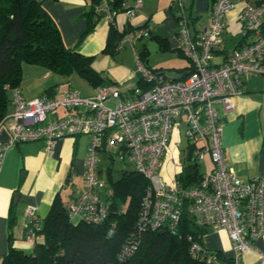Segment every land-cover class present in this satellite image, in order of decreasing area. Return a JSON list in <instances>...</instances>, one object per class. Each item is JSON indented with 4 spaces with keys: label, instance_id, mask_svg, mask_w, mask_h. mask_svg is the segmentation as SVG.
Here are the masks:
<instances>
[{
    "label": "built area",
    "instance_id": "built-area-1",
    "mask_svg": "<svg viewBox=\"0 0 264 264\" xmlns=\"http://www.w3.org/2000/svg\"><path fill=\"white\" fill-rule=\"evenodd\" d=\"M238 1L213 0L210 22L192 32L183 0H170L177 16L178 44L190 61V69L182 78L162 79L135 52L137 70L151 86L132 99L122 100L116 88L102 85L89 95L68 89L56 98L42 93L27 99L15 86L11 90L13 111L6 116L12 119V126L9 138L0 143V159L7 146L18 142L43 139L45 150L50 152L63 136L88 134L84 188L66 206L70 218L99 223L106 218L108 208L99 197L105 182L96 175L97 153L105 131L112 128L110 143L120 146V157L127 155L148 181L137 229L153 230L165 225L174 231L186 209L196 224L224 229L235 252L232 264H244L241 254L252 249V242L264 234V173L242 180L227 165L222 119L216 104L225 112L231 110L233 98L245 91L244 78L264 75V0H242L238 18L251 39L228 51L220 64L213 63L215 50L223 42L225 14ZM141 2L124 1L121 7H115L113 0H96L93 10L96 17L113 22L120 11L132 15ZM130 38V33L123 35L116 48ZM110 100H114L113 105L107 103ZM59 107L65 109L64 114L50 119L49 114ZM181 137L185 143L179 149ZM189 151L198 161L208 154L212 167L193 185H183L179 173L184 166L182 157ZM170 159L175 173L168 180L163 170ZM112 193L111 188L106 189L107 196ZM24 219L28 236L35 238L41 226L35 205L25 207ZM187 239L192 258L204 264H227L219 252L204 247L192 234ZM136 247L133 236L129 237L120 257L132 254Z\"/></svg>",
    "mask_w": 264,
    "mask_h": 264
},
{
    "label": "crops",
    "instance_id": "crops-1",
    "mask_svg": "<svg viewBox=\"0 0 264 264\" xmlns=\"http://www.w3.org/2000/svg\"><path fill=\"white\" fill-rule=\"evenodd\" d=\"M93 1L40 0V3L58 27L63 44L91 57V67L99 72L102 78L100 85L116 88L122 100L132 99L148 89L151 84L145 81L137 70L135 52L147 67L156 69V73L162 72L166 78L185 76L190 69V61L178 44L177 17L170 0H142L132 15L127 16L120 11L113 22L96 17L92 13ZM125 1L129 4L134 2ZM183 3L192 32L208 25L211 0H183ZM242 6L243 1L239 0L235 7L225 14L223 42L215 50L213 57L215 65L220 64L232 48L251 39L250 34L243 32L242 23L238 18ZM236 22L240 23L241 29L233 39L230 38L233 36L232 31L228 35L226 32ZM90 25L91 28H88ZM113 30L115 35L111 33ZM126 33L131 34L130 40L117 49L118 41ZM19 87L23 97L28 99L44 92L56 98L68 89H78L81 94L89 95L94 92L96 86L77 72L62 74L40 64L22 62ZM244 89L243 94L233 98L234 106L231 110L225 112L219 104L216 106L222 119L225 161L240 179L248 180L264 173V75H247L244 78ZM107 103L113 105L114 100ZM12 111L13 105L10 102L4 117L9 116ZM64 112L65 109L59 107L49 114V118L62 116ZM11 126L10 117L3 119L0 124V143L9 138ZM111 133L112 128L105 131L103 143L98 151L108 152L111 159L104 174L97 173V177L105 182L99 197L106 203L110 199L106 189L111 188L113 191L111 180L119 179L125 169H135L127 161L131 167L123 166L119 168L117 175H112L113 153L119 155L120 146L110 143ZM45 143L43 139L22 141L7 146L2 152L0 264L10 246L31 252L34 243L38 241L27 234L24 209L28 204L36 206L37 215L41 220L46 216L55 198L62 203H68L84 188V162L90 136L85 133L63 136L55 142L50 152L45 150ZM178 146L179 149L183 147L181 142ZM173 156L176 160L175 153ZM210 161L209 169L212 167ZM174 173V164L170 159L163 175L170 180ZM78 181L82 185L75 183ZM126 201L121 205L124 206ZM205 228L199 230L197 235L201 244L219 252L224 262L232 264L235 252L227 232L222 228ZM251 245L252 249L241 254V261L244 264H264V234Z\"/></svg>",
    "mask_w": 264,
    "mask_h": 264
},
{
    "label": "trees",
    "instance_id": "trees-1",
    "mask_svg": "<svg viewBox=\"0 0 264 264\" xmlns=\"http://www.w3.org/2000/svg\"><path fill=\"white\" fill-rule=\"evenodd\" d=\"M124 1L113 0V5L121 7ZM111 33L115 35L114 30ZM90 61V56L63 44L58 27L40 0H0V121L11 102L9 92L19 86L22 62L40 64L62 74L77 72L93 86H98L102 78ZM182 160L184 166L179 178L183 185H193L203 171L198 169V160L190 151ZM111 185L113 193L102 222L70 218L67 203L55 198L35 232L38 241L32 251L10 246L1 264H204L191 257L187 235L199 239V230L206 228L196 224L186 209L181 212L174 231L165 225L138 230L136 221L147 179L136 169H125L119 179L111 180ZM131 236L137 247L132 254L120 257L121 248Z\"/></svg>",
    "mask_w": 264,
    "mask_h": 264
},
{
    "label": "rangeland",
    "instance_id": "rangeland-1",
    "mask_svg": "<svg viewBox=\"0 0 264 264\" xmlns=\"http://www.w3.org/2000/svg\"><path fill=\"white\" fill-rule=\"evenodd\" d=\"M240 29H241L240 23L236 22L234 25L230 26V28L227 29L226 35H228L230 33V31H232L233 36L230 37V35H229L228 37L235 39L237 37V32L240 31ZM180 127L183 130V125ZM184 143H185V138L181 137V145L183 146ZM113 157H114V159H113V162L111 164L113 176L117 175L119 168H122L123 166H126L128 168L131 167V164L127 163V161H128L127 155H125L124 158L119 159L120 158L119 155L116 153L115 154L113 153ZM97 159H98V168H96V175H97V173L99 175V172L101 174H104L107 165H110V162H111V159L108 156V152H106V151L98 152L97 153ZM209 161H210V157L208 154H206L200 161H198V169L201 172L202 171L205 172V171L209 170V166H210ZM210 163H211V161H210ZM75 183H77V185H82V184H80L81 182H79V181L75 182Z\"/></svg>",
    "mask_w": 264,
    "mask_h": 264
},
{
    "label": "water",
    "instance_id": "water-1",
    "mask_svg": "<svg viewBox=\"0 0 264 264\" xmlns=\"http://www.w3.org/2000/svg\"><path fill=\"white\" fill-rule=\"evenodd\" d=\"M158 74H160V75L162 74V75H161V78H163V79H167V78H166V76H165V75H163V73H162V72H161V73L159 72Z\"/></svg>",
    "mask_w": 264,
    "mask_h": 264
}]
</instances>
